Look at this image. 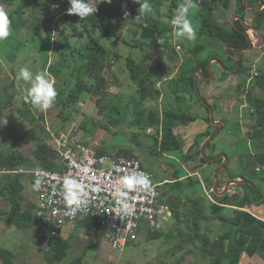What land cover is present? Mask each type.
<instances>
[{"label":"rangeland","instance_id":"rangeland-1","mask_svg":"<svg viewBox=\"0 0 264 264\" xmlns=\"http://www.w3.org/2000/svg\"><path fill=\"white\" fill-rule=\"evenodd\" d=\"M61 2H51V0L41 2L40 0L36 4H29L25 13L16 16L19 26H11L10 36L6 40L0 41V113L2 117L7 116L8 120L6 126L0 127V151L11 152L18 147L15 140L19 138V134L16 133L19 125L22 126L19 128L20 131L24 132L29 128H26L27 125H33L31 118L25 117L24 113L20 114L25 103L22 85L25 87L27 85L23 81L18 82L16 80L19 68L28 66L33 72L45 70L44 64L49 48L51 49L50 52L52 51V59L54 61L62 59L64 63L65 60L62 57L64 53L77 54V51L81 48L79 45L89 38L88 34L87 36L81 35V29H79L71 34L70 42L75 47L70 46L69 43L65 44L66 30L63 28V21L55 26V21L63 19V15L59 14ZM19 3L20 0H15L12 4L3 0L0 8L10 13L18 7ZM149 3L152 5L153 11L145 16L149 19L159 20L162 31L156 39L163 36L166 42L163 45H159L154 39L148 42L145 48L132 45L133 39L140 36L141 25L147 21L144 16L135 19L140 5L133 3L132 0L125 8V12H128L129 16L127 17L128 21L125 25L123 36L117 38L113 33L109 38L106 32L98 28H92L93 36L103 42L114 53L112 56L113 62L111 63L115 67L114 74L112 75V72H110L112 68L110 70L107 69V72L105 70L106 74L109 72L110 75L114 76V87L110 85L107 89L105 86L103 93L102 91H96L93 94L88 91L82 93L80 99L85 101V104L81 105V101L78 102L74 109L77 115L74 114L73 118L70 115V108L67 107L64 110L65 112L61 113L64 107L61 106V101H56L51 108L44 111L45 120H38L43 125L44 131L41 134L43 139L50 136V141L52 137L63 135V132L70 135L71 131L73 137L77 136L80 138L81 134L89 132V135L85 136L82 142H97L99 151L115 155L128 154L129 156H137L141 159L144 167L154 174L156 181L169 180L168 178H170L169 184L163 185L162 188L172 202L177 203V198H182L184 195L178 196L180 191L176 192V187H174L176 185L172 179L176 170L179 174L185 175L199 169L201 177L213 178L221 163L218 160L211 162L209 160L202 161L200 158L196 160L187 159L183 154L184 152L181 151H162L161 145L157 140L159 134L162 135V128L151 127L152 129H146L148 116L149 114L157 116L162 114L163 111H178L198 116V114H202L198 111V107L202 106L203 101L200 95L195 96L189 90V84L187 87L185 85L186 82L176 80V78L169 79L167 75L166 79H162L158 83L161 93L164 92L165 96L155 95V97L152 96L149 99L145 98L146 96L139 89L141 87V82L139 81L141 75L132 71L135 65L130 63L129 59H134L140 65L141 73L148 74L150 65H153L150 64L151 62H147L151 58L148 54L149 51L152 52L157 64L160 65L168 58L164 57L167 53L164 49L171 52L174 49L176 50L177 44L181 43L183 47L178 51L179 54L186 53L188 59H194L192 50L196 48L198 43H203L205 48L198 52V56L200 54L199 58L210 60L213 56H220L219 58L224 60L223 63L226 67L234 65L236 60H230L229 56L226 55L228 53L224 44H222L224 49L217 50L212 45L214 44L211 42L213 39L207 35L201 37L202 34L199 33L196 21V14H199L200 10L198 7L190 15L197 33L196 40L174 41L171 36L172 26L169 21L175 13L169 9L168 2L160 4L154 0H149ZM46 15L56 16L52 23L53 33L51 37L49 35L46 36L48 30L39 21V19L45 18ZM41 32H43V36ZM48 39L50 47L48 46ZM255 40L256 47L250 51L240 53L246 69L251 70V75L254 78L252 80L248 79V75H245V73H241V76L228 75L227 78L230 77L228 82L222 83V111L220 112L219 108L217 110L215 104H210L214 110L216 120L223 121L225 119L226 121H223L224 125L220 134L212 142V145L208 147L206 153L208 157H216L222 153L228 154V167L223 169L221 180L225 179L227 175L254 177L255 182L262 193H264V180L261 178L264 172L256 173V161L253 158L252 145L246 139L249 132V113L251 112L249 98L251 96L253 98L264 97V87H260L257 82V77L264 74V32H256ZM72 48L74 49L73 52L71 51ZM69 64H72L71 68H62L64 66L57 64L61 72L55 87L63 101L70 94V91L73 90V85L77 80L76 76H74V81L71 80V74L75 72V64L71 61ZM212 67L215 72L221 71L222 74L225 72V69L218 62L213 63ZM47 73L50 75L49 72ZM241 83L244 85L243 88H240ZM149 84L150 87L157 88L155 83L150 82ZM197 84L202 96L205 95V79L203 77L200 78ZM105 92L107 93L106 96ZM190 93L196 98L197 104L190 103L188 99ZM198 97L202 103L198 100ZM202 107L205 108L204 106ZM34 111H36L35 115L37 117L42 112L37 108ZM198 121L190 125L193 133L189 134L188 137L198 135L200 130L198 128L201 125ZM207 127L208 130L212 131V134L216 130L215 126L210 127L208 123ZM48 128L51 129V132L47 135L45 131H49L47 130ZM160 129L161 133L158 131ZM196 130L198 131L195 132ZM204 144L200 147L203 148ZM36 145L37 142L31 143V145L24 148V153L28 154L27 157L30 158L28 162H25L26 164L18 166V169L23 167V169L27 170L36 161L34 155ZM36 164L39 165V162H36ZM194 179L197 180V176ZM188 183L189 180L184 179L182 182L183 187L179 190H186ZM25 186L23 197L24 205H27L29 202H34L35 191L32 190V185L28 182H26ZM205 186V184L196 183L192 188L198 190V195L203 199L202 203L195 202V199H192L188 206L181 205L179 208L180 218L174 215L173 212V216L169 221H162L160 225H155L157 229L160 228L159 230L165 233L163 237L151 239L146 230L140 234L137 240L128 243L121 253H116L105 242L104 233L87 230L80 225H71L63 231V238L66 237L70 241L68 256L58 262V260L51 258L52 254L49 251L51 248L50 241L46 238L44 229L36 221H34V226L31 228H19L11 222L10 214L0 219V247L14 253L13 262L9 264H69L80 256H84V260L90 264H211V262L215 264L212 260L213 258L203 250V236L206 234L203 232H205L207 226L199 211L203 206L206 208L210 201V197L207 195V191L210 189H206ZM212 186H214V183ZM219 189L221 190L220 187ZM234 190L236 193L241 192V190L239 192L235 188ZM0 202L10 211L11 204L7 197L0 195ZM169 202L172 208L171 201ZM189 211V219L185 221V224L180 223L179 219L187 218L185 214ZM186 223H190V225L188 226ZM212 223L215 224L216 222L213 221ZM180 231H182V234H180ZM66 233L72 234L68 236ZM177 243L182 244L183 247L175 250ZM222 263H225V260L222 259ZM0 264H5L1 257Z\"/></svg>","mask_w":264,"mask_h":264},{"label":"trees","instance_id":"trees-1","mask_svg":"<svg viewBox=\"0 0 264 264\" xmlns=\"http://www.w3.org/2000/svg\"><path fill=\"white\" fill-rule=\"evenodd\" d=\"M3 0H0V6L2 5ZM9 4H12L15 2V0H6ZM40 0H20V3L18 7L9 13V18L11 20V26L18 27L19 23L16 21V16L22 15L26 12V7L29 4H36ZM56 1H62L61 2V9L60 15L63 17V19L55 21V26L59 25L60 22L63 21V28L66 30V36H65V44L69 43L70 46H73L71 44V37L72 32H76L79 29H81V35L88 34L89 38L79 45L80 50L77 51V54L71 53L67 54L64 53V56H62L65 60V63L62 64V68H71L72 64H69V62H73L75 64V72L71 74V78H74L76 76L77 80L75 81V84L73 85V90L70 91V94L66 97L65 101L62 100L60 96L57 95L56 101H61V106L64 108L62 109V112H65L64 110L67 109V107L70 108V115L72 118L74 117V109L75 106L80 102L81 94L85 91H88L90 93H95L96 91H102L105 89L107 84V79L105 74V70L109 68V62L111 65L112 56L114 53H112L103 42H101L99 39L95 38L93 36L92 28H98L104 32L107 33V36L110 38L112 34L117 36V38L123 36L125 32V25L127 23V19H125V8L130 4L132 0H111V3H98L97 6V12L93 15H89L86 18L80 19L77 15H69L67 13V9L70 7L68 0H51V2ZM157 3H166L168 2L169 9L175 13V10L179 6V4L182 2V0H154ZM196 1V0H194ZM95 2H98V0H92V3L95 5ZM232 0H203L202 1V11L199 14H196V21L198 23L199 33L202 35H207L210 38H215L219 41H222L224 44H230L235 47H249L250 42L247 37V35L244 33L245 30L249 32V29L245 27V25L238 21L237 27H234L232 30H228L225 27H222L215 23L212 19L214 5L218 4L222 7L228 8L231 5ZM239 8L240 10L247 9L244 0H239ZM56 16L53 15H46L45 18L39 19V21L43 24L44 28L48 30V33L46 36L52 35V23ZM144 18L147 20L146 23L141 25L142 31L140 32V36L133 39V46L134 47H142L145 48L148 42L151 40L156 39L158 34L162 31L161 24L159 20L156 19H149L146 16ZM200 24V26H199ZM258 31H264V11L261 12V14L258 17V23L254 27ZM43 35V32H41ZM44 36V38H46ZM48 46L50 47V41L47 40ZM226 46V45H225ZM75 47V46H73ZM168 47V46H167ZM205 48V45L198 43L195 49H193V56L194 59H187L185 68L187 69V79L185 80V85L188 87L189 84V90L193 92L195 96H199L197 92V88L195 86V71L198 68H202L204 71L205 76H209V71L207 64L209 62V59H201L198 56V52ZM50 49V48H49ZM72 52L74 49L72 48ZM175 49L172 51L174 52ZM230 52L232 53H242L243 51H235L234 49L230 48ZM48 54V52H47ZM116 55V54H115ZM48 57V56H47ZM68 58V59H67ZM71 58V59H70ZM233 59V58H231ZM69 60V61H68ZM234 60V59H233ZM224 62V60H222ZM245 61V59H244ZM49 62V58H46L45 60V66ZM130 63H133L135 65V68L132 69L134 73H138L141 75V87L140 92L146 96V97H152L161 96V90L158 88H152L150 87V82L155 83L158 85L159 82L162 81V79H166L167 77H171V75L174 73V69L172 67L165 68L164 66L163 71L156 70L157 75H146L144 72L141 73L140 71V65L134 60L129 59ZM131 66V65H130ZM137 66V67H136ZM52 71V74L56 75L57 80L59 81L60 78V72L58 65L52 64L50 65V69ZM245 73V75H248V79L251 78V70H247L244 62L242 60V64L240 69L238 70L237 74ZM229 73L225 71L222 74L221 79L225 80L227 78ZM258 78V84L260 87H264V74L260 75ZM74 81V79H72ZM244 85L242 83L240 84V88H243ZM152 88V89H151ZM145 97V98H146ZM207 100V98L203 95L202 100ZM198 100L201 99L198 97ZM25 102V101H24ZM202 103V102H201ZM25 105L27 108H24L21 110V113H24L25 117L32 119V127L28 129L26 132L21 134L18 139L15 140L17 144V148L11 152H6L1 150L0 151V168L3 167L8 169L9 171L14 170L17 166H22L26 164L25 162L29 161V158L24 154L20 148L24 145H28L31 143L37 142V147L35 148L34 155L36 161L32 163V167H35L36 162H39V165H42L45 168L51 169V170H57L60 168V163L57 159L56 154V147H55V137H52L49 141L50 136H47L48 138H41V134L43 133L44 129L42 128V124L39 123L38 119L44 121L45 116L44 114H41L38 119H36V116H34L30 108H35L29 103L25 102ZM203 105V103H202ZM249 105L251 106V112L249 113V132L246 137L247 140L251 142L253 154H254V160L256 161V168L258 165L264 166V97H250L249 98ZM208 109V106H207ZM20 113V114H21ZM208 116L203 117L202 121L208 123L210 127H218L216 125L211 124V116H210V110L208 109ZM22 116V115H21ZM0 117H2L0 113ZM23 117V116H22ZM65 118V117H64ZM200 117L194 116L191 113H181L178 111H163V113L160 115L158 114L155 116L154 114H149L148 121L146 124V129H149L151 127H161L162 128V135L159 134V138L157 139L159 144L161 145V150L164 152H173V151H181L184 152V156H186L187 159L191 158L193 160L196 159H202V161H208L202 156V147H199L201 144L205 143L211 136L212 131L207 129L199 133L196 137H193V142L188 139H184L183 132L185 126L190 125L193 122H196ZM225 122L226 120L223 119ZM239 124V123H238ZM222 130V129H221ZM161 133V129L158 130ZM190 133L191 130L189 131ZM189 138V137H188ZM42 141L41 143H39ZM212 145V143L209 145V147ZM199 148V149H198ZM186 151V152H185ZM100 153H104L102 151H99ZM125 154V153H124ZM126 156H129L126 154ZM219 163L223 162V158L218 160ZM228 164V163H227ZM226 164L225 168L228 167ZM30 166V167H31ZM224 168V169H225ZM256 172V170H255ZM217 173V172H216ZM258 173V172H256ZM254 175V174H253ZM252 175V176H253ZM195 176H197V180H195ZM216 178V174H214L213 178L208 177H200L199 175H190V174H179L176 170L173 179L176 186V192L180 191V195H184L182 198H177V203L172 202V212H174V215H176L178 218H180L179 215V208L181 205H187L192 201V199H195V202L202 203V198L198 195V190L192 189L196 183L203 185V181L207 182L211 187L214 183V180ZM234 178H242L247 179L249 181H253L255 184V178L254 177H248L244 175H227L225 179L221 180L220 188L223 189L225 184L227 183V180L234 179ZM261 178L264 180V175L261 176ZM170 180V178H168ZM189 180L188 188L186 190H179L181 189L183 180ZM169 184V183H168ZM239 189H241L240 193L230 195L228 192L222 196L216 194L213 192L212 194L214 197H216L218 200L222 201V203L225 204H233L237 206L232 212H224L222 211V214L218 215V218L222 219L224 222L232 223L234 225L241 226L243 215L246 213L244 208L248 206H252L254 204L261 205L264 203V201L261 200V198L258 196L256 191L254 190L253 186H251L249 183H246L244 185H235ZM258 186V185H257ZM260 189V187L258 186ZM25 190L24 185L22 184V176L20 174H9L6 175L5 178L0 183V195L7 197V200L11 204L10 211H7L3 208H0V219L4 218L7 215H11L10 220L11 222L16 225L19 228L22 229H28L34 226L35 216L33 213L34 210V203L29 202L27 205H24V197H23V191ZM220 190V189H219ZM261 191V189H260ZM262 192V191H261ZM189 210V209H188ZM191 211V209H190ZM190 211L188 214H185L187 218H181L179 219L181 223L185 224V221L189 219ZM202 219L207 215L206 208L203 206L200 211ZM77 225L82 226L83 228L87 230H92L97 233L103 234V229L97 223L96 220L92 218H86L84 220H81ZM186 225H190V223H186ZM198 226V223H197ZM147 234L149 238H160L165 235V233L160 232L156 226L153 227H147ZM247 233H251L250 230H244ZM180 234H182V231H180ZM231 233L229 234H223L221 236V240L216 239L215 240V247L217 252L220 251L221 245H222V259L224 260L227 257H230L228 259V262L226 264H238L241 257V248L237 247L236 252L233 254L230 253L229 247H226L227 243L226 241L230 238ZM204 239V247L203 250L208 253L211 252L208 255H212L213 252L208 249V244L211 241L209 237H207L205 234L203 236ZM51 248L49 249L52 259L62 261L68 256V250L70 249V241L67 238H63L62 236L59 237L56 240H53L50 243ZM13 255L14 253L8 249L0 247V257L4 260L5 264H9L10 262H13ZM212 257V256H211ZM215 264H224L221 263L219 259L217 261H214ZM69 264H90L84 260V256H80L76 259H74Z\"/></svg>","mask_w":264,"mask_h":264},{"label":"built area","instance_id":"built-area-1","mask_svg":"<svg viewBox=\"0 0 264 264\" xmlns=\"http://www.w3.org/2000/svg\"><path fill=\"white\" fill-rule=\"evenodd\" d=\"M253 78L251 75L250 80ZM55 140L59 169L51 170L36 165L27 170L16 167L12 171L6 168L2 171L20 174L23 185H26V182L32 185L37 176L44 177L40 191L35 192L33 213L35 221L44 229L50 243L63 236L66 227L92 218L103 229L105 242L116 253H121L125 246L137 240L147 227H153L173 216L170 198L162 188L170 180L156 181L154 174L144 167L137 156L100 153L97 142H74L64 134L55 137ZM90 160L93 162L89 163ZM84 168L88 171H83ZM256 170L263 173L264 166L258 165ZM133 171L145 173L151 178L153 192L146 193L137 189L136 192L130 193L132 209L128 215H122L116 208L114 190L116 187H122L119 184L120 176ZM66 175L82 179L90 190L88 206L75 209L72 215L67 214L60 192L59 181ZM94 187H99L100 191L91 192ZM207 192L211 197L213 188Z\"/></svg>","mask_w":264,"mask_h":264},{"label":"crops","instance_id":"crops-1","mask_svg":"<svg viewBox=\"0 0 264 264\" xmlns=\"http://www.w3.org/2000/svg\"><path fill=\"white\" fill-rule=\"evenodd\" d=\"M202 1L203 0H196V1H194L198 5V8L200 9L199 10V13L202 11V7H203ZM238 2H239V0H232L231 5L228 8L222 7V6L218 5V4L214 5V10H213V15H212L213 21L215 23H217L218 25H220L222 27H225L228 30H232L234 27H236L238 21L242 22L245 26L248 25V24H253L254 23V18L256 16V13L258 12V10L261 9V7L251 8L249 5H257L259 3H263L264 0H248L247 3H245V0H244V3L246 5L247 9H245L243 11L240 10L239 3ZM192 23L194 25V22H192ZM256 32H264V31H258L255 28L249 29V32L248 33L250 34V37H251V39L253 41V48L256 47V40H255V33ZM201 37H205V35H202ZM211 39H213V38H211ZM211 42L214 43L212 45H214L217 50L224 49L223 48L224 46L222 47V44H224L222 41H219V40H217V39L214 38ZM201 44H203V43H201ZM203 45H205V44H203ZM224 45H226V44H224ZM178 46H180L179 49H178ZM182 47H183V45L180 43V44H177V48H176V50L174 52H172V51L169 52V50L164 49V51L167 52L166 55H164V57H168V58L165 61H163L164 63H160V65L157 64V60L153 56L152 52L149 51L148 54L150 55L151 58L149 60H147V62H151L150 64H153V65H150L149 70H148V74H146V75L156 76L157 75L156 70H159L161 72L164 69V66L163 65H166V67H165L166 69L168 67H172L174 69V73L171 75V77L169 79L176 78V80H180V81L186 82L185 80L187 79V74H186L187 69L185 68V64H186V60L188 58H187L186 53H183L182 55L179 54L178 51H180V49H182ZM225 49H226V47H225ZM50 50L51 49H49V51H48V57H47V58H49V62L46 65L45 71L50 73V75H48V77L52 81H54V84H56L58 81H57V78L55 77V75L52 74V71L49 70L50 69V65H52V64L62 65L65 62L63 63V60L62 59H59L58 61H54V59H52V55H51L52 51L50 52ZM168 60H169V62H168ZM112 62L113 61L111 60V63ZM110 69H111L110 72H112V75H113L114 74L113 71L115 70V67L110 66V62H109V68H108V70H110ZM199 69L202 70V68H198L195 71L194 77L197 74L198 75V81L202 77L205 79V85H204L205 95L204 96L207 98L208 102L211 105L212 104H215L217 110L219 108V110L221 112L222 111V83L228 82V79L230 77L227 78L226 81H223L222 82V79H221L222 72L221 71H219V72L213 71L216 74V76L213 79L210 80L209 79L210 74H209V76L208 75L205 76L204 71L202 70V73H200V70ZM212 69H213V67H212ZM106 72H107V70H106ZM106 72H105L104 75L106 76V79H107L106 87L108 89V87L110 85L112 87H114L115 78H114V76L110 75L109 72H108V74H106ZM233 75L234 74H231L230 76H233ZM237 75L238 76H241L239 74H237ZM72 79H74V78H71V80ZM117 80H118V77H117ZM140 80H141V77H140L139 81ZM64 87H65V85H64ZM157 88L159 89V85H157ZM106 95H107V93L105 92V96ZM58 96H59V94H58ZM162 96H165L164 92H162L161 97ZM146 98L149 99V97H146ZM188 99H189V101H190L191 104H197L196 98L193 96L192 93L189 94V98ZM80 104L81 105L85 104V101H81ZM202 106H204L205 108H203ZM202 106L201 107H198V109H199L198 111H200L202 114H198L197 113L198 114V117H200V119H198L199 120L198 122H200V124H201L199 126V128H198V130L200 129L199 132H198V134L204 132L207 129V124H206V122L202 121L203 120L202 118L203 117H206L208 115V109L209 108L207 109V105H205L204 102H203V105ZM24 108H27L26 105H25V103H24ZM34 109L35 108H32L31 107L30 108V111H31V113L34 116H36L35 115V112L36 111H34ZM41 114H44V116L46 117L44 111H42L40 113V115ZM75 114H76V112H75ZM22 118L25 119L24 116ZM38 118L39 117L36 116V119H38ZM219 121H222V120H219ZM190 125L185 126L184 130H182V132H183L182 134H183L184 139H188V141L190 140V142H191L192 139H193V137H196V136L192 135V136H189V138H187L189 134H192V133L189 132L190 130H192L191 129L192 127ZM21 127L22 126L19 125L17 131L14 129L16 131V133L19 134V136L24 133V131H20V129H19ZM31 127H32V125L31 126H29V125L26 126V128H28V129H30ZM63 129H65V128L63 127ZM149 129H152V128H149ZM47 130H49V131H45V132L48 135V133L50 134V132H51L50 130L51 129L48 128ZM198 130H196L195 132H197ZM26 131H27V129L25 130V132ZM185 131H186V133H185ZM71 132L69 133L70 135L65 134V132H63V134L66 135V136H68L70 139L71 138L73 140L75 139L74 142L84 141V137L89 135L88 134L89 132L88 133L84 132V134H81L82 136H80V138H78L77 136H74L73 137V135H72ZM195 132H194V134H195ZM78 139H80V140H78ZM29 145H31V144L24 145L23 147L20 148V150L24 153V151H23L24 148L27 147V146H29ZM26 156H28V154H26ZM3 170H4V168L1 167L0 168V183L5 178L6 175H9V174H12L13 175V174H15L13 172H2ZM192 174L199 175V169H196L194 172L190 173V175H192ZM204 184L206 185L205 186L206 189L207 188H209V189L213 188V186L208 187L209 184H207L205 182V180L203 181V185ZM24 187H26V186L24 185ZM234 188L235 189H238V191L241 190L238 187H236L235 185L234 186L232 185L229 188V191H228V193L230 195L237 194L236 191L234 190ZM262 194L264 196V193H262ZM207 195H208V193H207ZM208 203L209 204L206 206V210H207L206 213H207V215L203 218L204 221L206 222V226L207 227L205 229V232H203V233H206L205 235L211 239V241L208 244V249L213 252V254L210 255V257L212 256L211 258H213L212 260L213 261H217V259H219L221 261V263H222V255H221L222 245H221L220 251L217 252L216 247H215L216 246L215 245V240L218 239V240H220L222 242L221 236L223 234H229V233H231L230 238L226 241V243H227L226 247H229V250H230V253L232 254V256L236 252L237 247L241 248V257H240V261H239L238 264H264V203H262L261 205L254 204L252 206H248V207L244 208V210L246 211V213L243 215V220H242L241 226L234 225V224L228 223V222H224L222 219L218 218V215L219 214H222V211H224V212L226 211V212L230 213V212H232V210H234L235 208H237V206H235L233 204H228V203L225 204V203H222V201H220L216 197H214L213 194L210 197V201ZM0 208H3V209H5V210L8 211V209H6L1 202H0ZM186 214H188V213H186ZM170 219L171 218H169L167 221H169ZM213 221H215L216 223L213 224L212 223ZM180 223H181V221H180ZM160 224H161V222L158 223L157 226L160 225ZM159 229L160 228H158V230ZM242 229H244V230H250L251 233H247L245 231H242ZM159 231L160 232H163L162 230H159ZM71 234L72 233H69V234L66 233V235H68V236H71ZM179 247H183V245L180 244V243H177L175 245V248L174 249L177 250ZM208 253L210 254L211 252H208ZM208 253H207V255H208ZM229 258L230 257H227V258L224 259L225 260V263L224 264H226V262H228V259ZM211 264H212V262H211Z\"/></svg>","mask_w":264,"mask_h":264},{"label":"clouds","instance_id":"clouds-1","mask_svg":"<svg viewBox=\"0 0 264 264\" xmlns=\"http://www.w3.org/2000/svg\"><path fill=\"white\" fill-rule=\"evenodd\" d=\"M44 2V0H41ZM111 3V0H98L95 5L92 0H68L70 7L67 9L69 15H77L80 19L86 18L89 15H93L97 12L98 3ZM133 3L139 4L138 15L135 19H139L141 16H145L153 11L152 5L149 0H133ZM198 5L194 0H182L175 14L169 21L172 26L171 36L174 41L188 40L195 41L197 38L196 30L193 26L190 15ZM125 19L129 16L128 12L124 13ZM128 20V19H127ZM130 21V20H129ZM11 34V20L9 13L3 8H0V41L6 40ZM159 45H163L166 40L161 36L156 39ZM16 80L25 82L26 87L22 85L24 92V100L33 107L45 111L51 108L58 95L54 81L48 77V73L45 70H39L33 72L28 66L20 67ZM7 116L0 117V127L8 124ZM87 151V149H82ZM93 161H89L92 163ZM83 171H88L84 168ZM44 183V177L37 176L32 184V190L39 192L42 184ZM60 192L62 193V199L68 215H72L73 211L77 208L87 207L90 203V190L85 185L82 179H77L73 176H64L59 181ZM119 184L122 187H116L114 190V198L117 210L122 215H128L132 209V204L129 201V194L134 193L137 189L146 193L153 192L151 178L145 173L131 172L121 175L119 178ZM99 187H94L91 192H99ZM133 200L135 197L132 198Z\"/></svg>","mask_w":264,"mask_h":264},{"label":"water","instance_id":"water-1","mask_svg":"<svg viewBox=\"0 0 264 264\" xmlns=\"http://www.w3.org/2000/svg\"><path fill=\"white\" fill-rule=\"evenodd\" d=\"M248 0H245V3H247ZM251 8H258V7H261L260 10H258V12L256 13V16L254 18V23L253 24H248L246 25L245 27H247L248 29H251V28H254L257 23H258V17L259 15L261 14V12L264 10V2L263 3H259L257 5H249ZM237 27V26H236ZM241 31H244V33L247 35L248 39H249V42H250V46L249 47H235V46H232L230 44H226V50H227V53H229L230 55H232V53L230 52V48L231 49H235V50H240V51H250L252 48H253V41L250 37V34L245 31V30H241ZM235 56L236 58L239 59V61L241 62L242 60V56L241 55H233ZM213 62H218L222 67L223 69H225L227 72L229 73H233V72H236L241 64L239 63L235 68H229V67H226V65L223 63V61L219 58V57H213L210 59L209 63H208V71H209V74H210V77L209 79H213L216 74L213 72V69H212V64ZM200 70V69H199ZM200 73H202V70H200ZM198 75L196 74L195 75V86L197 88V92H198V95H200V97L202 98V93L200 92V89L198 88ZM205 105L208 106L209 110H210V116H211V122L213 125H216L218 126L215 130V132L212 134V136L205 142L203 148H202V156L211 161V162H214V161H217L221 158H223V162L221 163L219 169L217 170V173H216V178L214 180V186H213V192H215L216 194L222 196L224 194H226L228 191H229V188L232 186V185H244L246 183H249L251 186H253L254 190L256 191V193L258 194V196L262 199V201H264V196L262 194V192L260 191V189L258 188L257 184H255L253 181H249L247 179H237V178H234V179H230L226 184L225 186L223 187V189L219 190V187H220V183H221V173L223 171V169L225 168L228 160H229V156L227 153H222L216 157H208L207 156V149L209 147V145L216 139V137L219 135L221 129H222V126L224 125V122L223 121H218L215 119L214 117V110L213 108L210 106V103L206 100H202Z\"/></svg>","mask_w":264,"mask_h":264},{"label":"flooded vegetation","instance_id":"flooded-vegetation-1","mask_svg":"<svg viewBox=\"0 0 264 264\" xmlns=\"http://www.w3.org/2000/svg\"><path fill=\"white\" fill-rule=\"evenodd\" d=\"M235 50V49H234ZM235 51H238V50H235ZM232 53V52H231ZM227 56H229V58H230V60H232L231 58H233L234 60H236V63L234 64V65H232V66H229V68H235L239 63L240 64H242V60H241V62L239 61V59L238 58H236L235 56H233V55H240L239 53H232V55H230L229 53L228 54H226ZM213 57H216V56H213ZM214 63H216V62H214ZM207 66H208V64H207ZM228 67V66H227ZM241 67V66H240ZM240 69V68H239ZM238 69V70H239ZM238 70L236 71V72H233V73H229V75H231V74H234V75H237V72H238ZM226 71V70H225ZM240 75V74H239ZM227 80V78H225V80H222V82L223 81H226Z\"/></svg>","mask_w":264,"mask_h":264}]
</instances>
